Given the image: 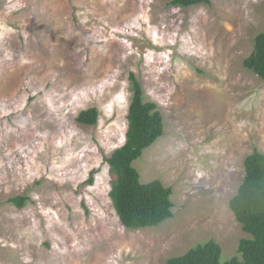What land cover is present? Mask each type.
<instances>
[{"label":"rangeland","instance_id":"1","mask_svg":"<svg viewBox=\"0 0 264 264\" xmlns=\"http://www.w3.org/2000/svg\"><path fill=\"white\" fill-rule=\"evenodd\" d=\"M171 1L0 0V264H164L209 239L227 259L248 237L229 200L264 154V79L243 65L264 0ZM131 73L164 124L133 165L174 203L138 229L114 211L106 162ZM89 107L95 125L77 121Z\"/></svg>","mask_w":264,"mask_h":264},{"label":"trees","instance_id":"2","mask_svg":"<svg viewBox=\"0 0 264 264\" xmlns=\"http://www.w3.org/2000/svg\"><path fill=\"white\" fill-rule=\"evenodd\" d=\"M209 0H172L173 5L190 6ZM243 65L264 79V32L254 37L252 52ZM132 95L128 104L124 143L116 148L106 162L113 176L108 192L114 211L128 229L154 227L173 217L171 187L155 179L142 183L133 161L164 133L162 113L155 102L144 100L143 91L134 74H129ZM98 109L80 111L77 121L95 125ZM244 177L229 200V208L248 237L238 241L236 254L222 259V248L213 239L197 243L185 253L166 259L164 264H264V154L254 150L244 158ZM93 172L87 179L93 182ZM27 196L17 195L10 202L22 208Z\"/></svg>","mask_w":264,"mask_h":264},{"label":"clouds","instance_id":"3","mask_svg":"<svg viewBox=\"0 0 264 264\" xmlns=\"http://www.w3.org/2000/svg\"><path fill=\"white\" fill-rule=\"evenodd\" d=\"M198 4H200V3H198ZM194 5H197V4H194ZM191 6V5H190Z\"/></svg>","mask_w":264,"mask_h":264}]
</instances>
